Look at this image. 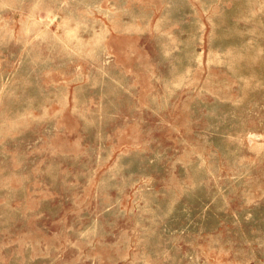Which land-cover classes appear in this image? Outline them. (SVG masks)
Segmentation results:
<instances>
[{
	"label": "rangeland",
	"instance_id": "374dc122",
	"mask_svg": "<svg viewBox=\"0 0 264 264\" xmlns=\"http://www.w3.org/2000/svg\"><path fill=\"white\" fill-rule=\"evenodd\" d=\"M0 264H264V0H0Z\"/></svg>",
	"mask_w": 264,
	"mask_h": 264
}]
</instances>
